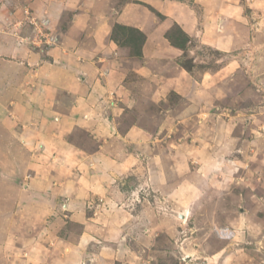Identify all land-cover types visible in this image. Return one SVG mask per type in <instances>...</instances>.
<instances>
[{
  "label": "rangeland",
  "instance_id": "1",
  "mask_svg": "<svg viewBox=\"0 0 264 264\" xmlns=\"http://www.w3.org/2000/svg\"><path fill=\"white\" fill-rule=\"evenodd\" d=\"M60 1L0 0V34L44 55L72 23L52 22ZM162 1L191 10L180 47L147 0L105 4L146 6L159 38L145 54L147 33L116 22L80 56L96 78L78 74L93 95L76 123L60 93L30 113L32 71L22 101L0 83V264H264V0Z\"/></svg>",
  "mask_w": 264,
  "mask_h": 264
},
{
  "label": "crops",
  "instance_id": "2",
  "mask_svg": "<svg viewBox=\"0 0 264 264\" xmlns=\"http://www.w3.org/2000/svg\"><path fill=\"white\" fill-rule=\"evenodd\" d=\"M79 1H83L84 3L81 5ZM108 1L112 0L60 1L58 9L52 12V22L58 21L61 18V10L67 11L73 9L72 23L62 35L60 44L46 50L44 55H42L40 51L33 50V48H25L22 44H19L15 35L6 32L5 34H0V83H6L15 88V90L13 89V99L16 102L22 101L23 97H18V95H21L18 89L23 84L27 72L32 71L34 75L38 76V78L36 77L37 86L33 89L31 88L33 91L30 95L31 101L29 103L27 102L31 105L30 113H32L34 117L37 113L42 112H39L37 109L39 106L35 104L41 102L42 107H45L46 104L50 105L48 104L50 96H57L60 93L59 103L63 105L66 104L65 107L70 109V116L68 115L65 119L70 118L73 122H77L75 118L78 117L80 102H89L88 100H90L93 95V91L91 92L90 90L86 93L88 98L85 97L86 95L81 94V83L78 79V74L88 71L90 74L89 81L95 80L96 78V72H93V70L90 72V70H88L90 63L81 61L80 56L84 53L89 55L98 54L99 47L102 46L100 43L106 41V37L109 39L108 35H110L114 23L117 22L141 27V29L147 33L144 53H148V42L151 38L156 36L155 32L158 30H155V32L153 30L157 19L153 18V23L150 20L148 23V18H146V16L144 17V14L149 12L147 7L144 5L141 7L138 4L128 5L118 11L117 14H113V12H111L112 8H110V11L109 8H104ZM147 2L159 8L161 13L173 15L176 23L180 25L185 23L183 27L187 29V31L191 29L192 14L191 10L186 11V5L184 6L183 4L182 6V3H179V1H176L175 4L163 2L162 0H147ZM90 3L93 4V9L91 7L89 9L87 8ZM31 5L33 7L32 3ZM35 6L34 4V7ZM53 6L51 4V7ZM149 18L151 17L149 16ZM188 20L189 23L186 25V21ZM160 24L161 22H159V25ZM105 29H107L106 32ZM156 37L159 38L158 35ZM166 43L165 40H162L160 44L164 46ZM7 57L12 58L8 59ZM39 62H43V64L37 67L36 64ZM34 75L33 77L35 78ZM108 78V83L101 84L98 82L95 84V90L98 89L102 92L104 89L110 88V83L113 78L107 77V79ZM19 104L17 105L19 106ZM88 107L92 108L91 106ZM25 110H27V106ZM5 111V106L0 102V119H4L6 115ZM8 131H10V135H15L17 133V131L11 128L8 129Z\"/></svg>",
  "mask_w": 264,
  "mask_h": 264
},
{
  "label": "trees",
  "instance_id": "3",
  "mask_svg": "<svg viewBox=\"0 0 264 264\" xmlns=\"http://www.w3.org/2000/svg\"><path fill=\"white\" fill-rule=\"evenodd\" d=\"M118 27H125L124 25H121L119 23L115 24L114 30ZM176 29V30H175ZM180 35L178 40H175V38ZM167 37L170 41H172L175 45L179 46L182 45V41H185L188 39L189 35L180 27L179 24L175 23V25L167 32Z\"/></svg>",
  "mask_w": 264,
  "mask_h": 264
},
{
  "label": "built area",
  "instance_id": "4",
  "mask_svg": "<svg viewBox=\"0 0 264 264\" xmlns=\"http://www.w3.org/2000/svg\"><path fill=\"white\" fill-rule=\"evenodd\" d=\"M36 23V22H35ZM44 23H46V22H44ZM39 23H37V24H35L36 26H35V30L33 31V33H36L37 32V34H41L42 36H43V38H45L44 40H43V38H42V42H44L45 44H47V45H49V44H52V40H51V38L49 37L50 35L47 33V32H45L44 31V29L43 28H41V26H39L38 25ZM44 25V24H43ZM36 31V32H35ZM32 36V35H31ZM34 42H35V40H34Z\"/></svg>",
  "mask_w": 264,
  "mask_h": 264
}]
</instances>
